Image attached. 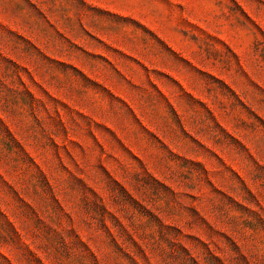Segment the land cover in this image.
<instances>
[{"label":"rangeland","instance_id":"rangeland-1","mask_svg":"<svg viewBox=\"0 0 264 264\" xmlns=\"http://www.w3.org/2000/svg\"><path fill=\"white\" fill-rule=\"evenodd\" d=\"M0 264H264V0H0Z\"/></svg>","mask_w":264,"mask_h":264}]
</instances>
